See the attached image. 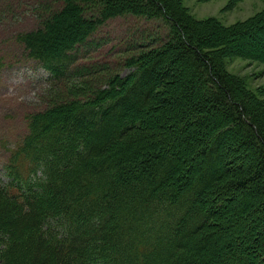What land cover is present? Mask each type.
<instances>
[{
    "label": "trees",
    "instance_id": "16d2710c",
    "mask_svg": "<svg viewBox=\"0 0 264 264\" xmlns=\"http://www.w3.org/2000/svg\"><path fill=\"white\" fill-rule=\"evenodd\" d=\"M54 1L18 37L51 102L0 181V264H264V99L225 64L264 62V10L225 25L182 0ZM127 14L170 35L81 87L108 67L79 48Z\"/></svg>",
    "mask_w": 264,
    "mask_h": 264
},
{
    "label": "rangeland",
    "instance_id": "374dc122",
    "mask_svg": "<svg viewBox=\"0 0 264 264\" xmlns=\"http://www.w3.org/2000/svg\"><path fill=\"white\" fill-rule=\"evenodd\" d=\"M94 2V0H92ZM197 20L216 18L225 25L244 21L264 10V0H182ZM45 4L57 5L54 0H0V181L9 180L7 167L12 151L29 132L30 115L50 104L47 89L48 72L41 63L28 55L18 37L37 28L42 22ZM93 5V4H91ZM94 10H87L88 15ZM170 35L162 19L140 15L117 16L101 25L90 42L79 48L85 66L96 64L95 76H84L78 85L97 86L107 73L128 72L123 63L129 47L157 44ZM227 69L264 99V62L249 58L229 57ZM104 65V66H103ZM57 100V98H56Z\"/></svg>",
    "mask_w": 264,
    "mask_h": 264
}]
</instances>
